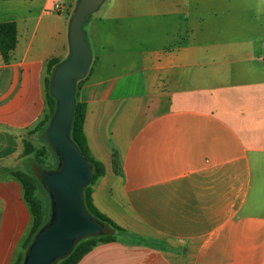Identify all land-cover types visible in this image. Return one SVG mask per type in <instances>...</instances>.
<instances>
[{
	"label": "crops",
	"instance_id": "1",
	"mask_svg": "<svg viewBox=\"0 0 264 264\" xmlns=\"http://www.w3.org/2000/svg\"><path fill=\"white\" fill-rule=\"evenodd\" d=\"M76 2L0 0L17 34L0 55V264L24 252L32 225L11 171H25L24 144L49 113L48 62L68 55ZM109 8L90 21L75 96L103 167L93 204L123 230L76 264H264V0Z\"/></svg>",
	"mask_w": 264,
	"mask_h": 264
},
{
	"label": "water",
	"instance_id": "2",
	"mask_svg": "<svg viewBox=\"0 0 264 264\" xmlns=\"http://www.w3.org/2000/svg\"><path fill=\"white\" fill-rule=\"evenodd\" d=\"M103 0H77L68 23V55L54 66L49 94L55 108L42 131L43 140L57 157L54 168L31 165L33 175L48 194L50 213L27 246L22 264H55L75 244L89 236L111 234L112 229L91 215L84 202L93 166L70 137L76 103V84L88 72L91 51L83 26Z\"/></svg>",
	"mask_w": 264,
	"mask_h": 264
},
{
	"label": "trees",
	"instance_id": "3",
	"mask_svg": "<svg viewBox=\"0 0 264 264\" xmlns=\"http://www.w3.org/2000/svg\"><path fill=\"white\" fill-rule=\"evenodd\" d=\"M16 42H17V34H16L15 23L13 21L0 22V55L2 56V59L5 62L9 60L11 51L16 46ZM60 61L61 60L58 58H52L48 62L49 78H50L52 69ZM83 78L77 81V84H76L77 89L79 87L80 82L83 80ZM47 90H48L47 91V103H48L49 113L42 121H40V123L36 127V130H39V137L42 140L43 144L39 148L34 149L33 145L30 142L26 141L24 144V155H29L33 153V159L26 165L25 171L23 170L11 171V174L21 183L23 187L24 199L27 205L29 206L30 212L32 215V225H31L29 234L23 243L24 252L18 255L14 264H22L25 250L27 246L30 244L32 237L39 230V228L47 221L48 216H49L48 215L47 217H45L43 202L36 195V191L38 189H41L47 195V197H48V194L31 171L32 164H37V165L44 167L42 164V160H43L42 158L46 155L48 149L50 148L49 145L43 140L41 136V133L45 129L46 125L48 124L50 117L55 108V100L49 94V79H48ZM75 95H77V91ZM84 114H85V106L76 99L73 120L71 124V129H70V137L78 145L84 157L93 166V173H92L91 181L84 188V202H85V206L88 212L94 217H96L98 220L106 223L112 229V233L99 235V236H89V237H85L79 240L75 244L71 252L64 258L59 259L55 264H76L81 259V257L84 254H86L88 251H90L98 242L111 241L114 239V236L112 234L115 231L120 232L123 230L120 226L114 223L111 219H109L107 216L101 213L93 204L90 185L98 176H100L103 173V167L100 162L94 160L89 155L87 143H86L83 130H82ZM49 208H50V203H49ZM49 213H50V210H49Z\"/></svg>",
	"mask_w": 264,
	"mask_h": 264
},
{
	"label": "rangeland",
	"instance_id": "4",
	"mask_svg": "<svg viewBox=\"0 0 264 264\" xmlns=\"http://www.w3.org/2000/svg\"><path fill=\"white\" fill-rule=\"evenodd\" d=\"M110 1L111 0H104L102 1V3L100 4V6L95 9L90 15L89 17L87 18L84 26H83V29H84V32H85V35L86 33L88 32L89 30V24H90V21L94 18V17H97L99 15H101L105 10H107L110 6ZM124 1H127L129 2V0H124ZM74 4H75V1H74ZM75 6V5H74ZM110 9V8H109ZM95 19V18H94ZM86 38H87V41H88V44L90 46V50H91V53L92 51L94 50V47H92L87 35H86ZM110 43H112V45L110 44V50H112L113 48H118V49H123L125 43L121 44L119 43L118 41H115V40H110L109 41ZM134 44H131V46H133ZM128 46V45H126ZM110 74H116V72L114 73H110ZM39 135V134H38ZM37 140V143H36V146L34 147V149H37L39 148L43 142L42 140L40 139V137L38 136V138L36 139ZM33 159V153L29 154L26 156V158H24V168H26V165ZM42 164L45 168H52L56 165V162H57V157L55 155V153L49 148L46 155L42 158ZM49 197H47V195L41 190L39 189V199L43 202V207H44V213H45V217H47L49 215V200H48ZM117 231H115L112 235H117Z\"/></svg>",
	"mask_w": 264,
	"mask_h": 264
},
{
	"label": "built area",
	"instance_id": "5",
	"mask_svg": "<svg viewBox=\"0 0 264 264\" xmlns=\"http://www.w3.org/2000/svg\"><path fill=\"white\" fill-rule=\"evenodd\" d=\"M55 7H56V8H59V5H56Z\"/></svg>",
	"mask_w": 264,
	"mask_h": 264
}]
</instances>
